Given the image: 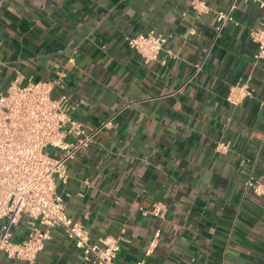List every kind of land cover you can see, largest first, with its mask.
<instances>
[{
    "label": "crops",
    "instance_id": "0c3cea01",
    "mask_svg": "<svg viewBox=\"0 0 264 264\" xmlns=\"http://www.w3.org/2000/svg\"><path fill=\"white\" fill-rule=\"evenodd\" d=\"M193 1L0 0V92L18 78L51 83L87 134L116 116L56 182L92 240L121 239L116 264L144 258L156 230L147 264H264V196L245 186L250 173L264 184V58L250 36L264 8L239 0L218 36L232 0H198L201 14ZM149 31L171 54L147 63L128 38ZM239 81L254 96L233 107ZM29 232L23 218L14 240ZM50 234L35 264H89L62 229ZM0 264L20 263L0 254Z\"/></svg>",
    "mask_w": 264,
    "mask_h": 264
},
{
    "label": "built area",
    "instance_id": "2783aa9c",
    "mask_svg": "<svg viewBox=\"0 0 264 264\" xmlns=\"http://www.w3.org/2000/svg\"><path fill=\"white\" fill-rule=\"evenodd\" d=\"M239 0H232L227 12L218 14L217 35L230 20L231 12ZM255 1L264 8V2ZM192 9L204 13L207 6L195 0ZM257 46L256 61L264 58V16L261 26L250 33ZM128 43L145 61L159 60L166 49L168 38L149 31L129 37ZM165 65V61L161 62ZM201 70L202 65H197ZM53 86L48 82L18 78L0 92V219L5 220L0 235V254L20 264H35L51 230L60 228L69 241L82 253L89 264H116L120 240L112 236L92 240L88 230L74 223L66 213V203L57 191L56 182L66 178V169L77 153L88 147L97 133L112 125L116 116L104 122L96 132L87 134L80 123L69 115L68 97L53 96ZM254 96L247 81L230 87L226 97L233 107L241 106ZM52 148L58 156H50ZM230 143L220 142L217 150L229 151ZM246 190L256 197L264 196V184L253 173L247 177ZM167 211L163 203H156L152 213L162 217ZM26 218L30 232L22 241L14 240L13 229ZM161 231L156 230L148 242L145 257L158 247ZM145 257L136 264H147Z\"/></svg>",
    "mask_w": 264,
    "mask_h": 264
},
{
    "label": "rangeland",
    "instance_id": "374dc122",
    "mask_svg": "<svg viewBox=\"0 0 264 264\" xmlns=\"http://www.w3.org/2000/svg\"><path fill=\"white\" fill-rule=\"evenodd\" d=\"M47 154H49L50 156H53V149L52 148H48L46 150Z\"/></svg>",
    "mask_w": 264,
    "mask_h": 264
}]
</instances>
